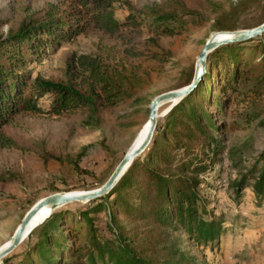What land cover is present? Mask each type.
I'll return each instance as SVG.
<instances>
[{
    "label": "trees",
    "instance_id": "obj_1",
    "mask_svg": "<svg viewBox=\"0 0 264 264\" xmlns=\"http://www.w3.org/2000/svg\"><path fill=\"white\" fill-rule=\"evenodd\" d=\"M207 1L217 13L215 29L236 28L228 22L223 2ZM117 5V0H77L69 5L50 2L43 10L25 16L16 29L0 33V147H21L8 129L11 123H21V113L78 114L80 124L94 130L104 125L106 112L129 105L118 116L120 125L131 128L147 122L154 97H137L167 73V63L175 55L174 47L162 44L158 36L184 41L191 29L206 25L212 17L187 0H162L141 7L129 2L122 22L116 16ZM122 25L143 27L153 34L144 48L132 52V59L74 51L62 74H33V63L47 57L62 41L89 27L115 34ZM207 62L201 80L174 104L164 121H158L152 141L114 187L79 208H55L37 226L38 236L24 249L20 264H189L177 251L161 258L160 252L169 247L170 229L183 230L206 243L220 239L223 220L212 213L202 195L213 189L205 175L213 170L223 147L217 132L224 124L212 112L226 113L239 92L256 106L261 102L264 33L220 44ZM195 66L180 70L183 83L179 87L193 80ZM44 97H49L46 104L40 103ZM206 104L216 109L210 111ZM260 112L256 108L254 117ZM93 145L84 144L67 161L77 171H84L79 162ZM46 152L63 162L61 156ZM17 177L14 171L0 170V182ZM251 177L254 201L264 206V151L237 181L239 197ZM6 203L0 200V209ZM10 259L5 256L0 264H10Z\"/></svg>",
    "mask_w": 264,
    "mask_h": 264
},
{
    "label": "rangeland",
    "instance_id": "obj_2",
    "mask_svg": "<svg viewBox=\"0 0 264 264\" xmlns=\"http://www.w3.org/2000/svg\"><path fill=\"white\" fill-rule=\"evenodd\" d=\"M161 1L117 0L116 16L122 22L126 19L129 2L141 7ZM215 1L225 4L229 12L227 20L235 24V29L252 27L264 21V0ZM50 2L77 4V0H0V33L16 29L25 16L43 10ZM187 2L209 13L211 21L191 29L184 41H178L176 37L158 36L162 44L174 47L175 55L167 63V73L158 77L137 98L156 97L162 92L178 88L183 83L180 70L197 62L207 40L218 30L214 25L217 13L207 0ZM152 35L143 27L128 25H122L115 34L89 27L74 38L62 41L47 57L33 63V74H62L69 55L74 51L103 52L111 58L121 59L124 56L132 59V52L144 48L146 39ZM246 97L243 93H236L226 113L212 112L213 118L224 124L223 129L217 132L221 135L223 147L213 170L205 175L213 189L202 191V195L212 213L223 220L220 239L214 244L206 243L192 238L183 230L170 229L166 238L169 247L160 252L161 258H167L172 251H177L189 264H261L257 258L264 249V206L254 201L253 177L248 178L240 197L236 183L264 151V97L257 106L256 102ZM48 98L44 97L40 103L46 104ZM128 106L106 112L104 125L94 130L84 128L78 114L21 113L20 124L8 125L21 147H0V170L18 174L15 180L0 182V200H7L0 209V246L11 239L26 211L41 197L55 191L90 189L102 183L146 126L145 123L126 128L119 124L118 116ZM169 107L170 104L160 107L159 120L164 121ZM205 107L210 111L216 109L211 104ZM256 108H260L261 112L254 117ZM90 142H94V145L79 162L84 171H77L73 163L67 161V156L74 155ZM46 151L61 156L63 162L49 157ZM79 201L61 206L79 208L85 204V201ZM39 228L6 255L11 256L10 264H20L24 249L37 238ZM177 257L176 260H181Z\"/></svg>",
    "mask_w": 264,
    "mask_h": 264
},
{
    "label": "water",
    "instance_id": "obj_3",
    "mask_svg": "<svg viewBox=\"0 0 264 264\" xmlns=\"http://www.w3.org/2000/svg\"><path fill=\"white\" fill-rule=\"evenodd\" d=\"M262 33H264V21L252 27L214 31L207 40L202 52L197 59L193 80L187 85L162 92L153 98L151 102L149 119L147 120L149 122V127L144 138L136 145H131L129 147V149L116 164L107 180L94 188L84 190L55 191L38 199L25 213L11 239L0 246V262L2 261L3 257L13 251L25 239V237L29 235L32 229L39 224V222H37L34 225H31L35 215L44 206H49L51 213L55 208L65 203L75 200L88 201L109 192L119 181L133 160L138 155L142 154L152 141L160 117L158 111L159 106L165 102L172 101L170 105V108H172L174 104H176L179 100L192 91L206 71L208 54L212 50H214L220 44L246 40Z\"/></svg>",
    "mask_w": 264,
    "mask_h": 264
},
{
    "label": "bare ground",
    "instance_id": "obj_4",
    "mask_svg": "<svg viewBox=\"0 0 264 264\" xmlns=\"http://www.w3.org/2000/svg\"><path fill=\"white\" fill-rule=\"evenodd\" d=\"M171 103H172V101L171 102H167V103H163V104H161L160 106H159V109H160V107L161 106H163V105H165V104H170L171 105ZM170 107H169V109H168V111L167 112H169L170 111ZM159 111V110H158ZM166 112V113H167ZM148 127H149V122L147 121L146 122V126H145V128H144V130L142 131V133L140 134V136L138 137V139L136 140V142L133 144V145H136L138 142H140L143 138H144V136H145V134H146V132H147V129H148ZM50 207L49 206H44L43 208H41V210H39V212L35 215V217L33 218V220H32V224L31 225H34L35 223H37V222H40L44 217H46L49 213H50ZM44 221V220H43ZM42 221V222H43ZM41 222V223H42ZM39 225V224H38ZM38 225H36L33 229H32V231L38 226ZM31 231V232H32ZM30 232V233H31ZM29 233V234H30ZM25 238H27V237H25Z\"/></svg>",
    "mask_w": 264,
    "mask_h": 264
},
{
    "label": "crops",
    "instance_id": "obj_5",
    "mask_svg": "<svg viewBox=\"0 0 264 264\" xmlns=\"http://www.w3.org/2000/svg\"><path fill=\"white\" fill-rule=\"evenodd\" d=\"M263 253H264V249L262 250ZM261 253V256L257 258V260L261 263V264H264V254Z\"/></svg>",
    "mask_w": 264,
    "mask_h": 264
}]
</instances>
